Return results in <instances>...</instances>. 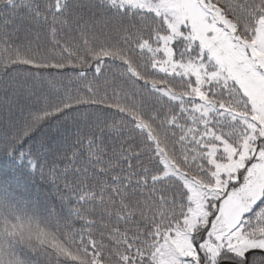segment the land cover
<instances>
[{
	"label": "snow or ice",
	"instance_id": "obj_1",
	"mask_svg": "<svg viewBox=\"0 0 264 264\" xmlns=\"http://www.w3.org/2000/svg\"><path fill=\"white\" fill-rule=\"evenodd\" d=\"M0 264H264V0H0Z\"/></svg>",
	"mask_w": 264,
	"mask_h": 264
}]
</instances>
